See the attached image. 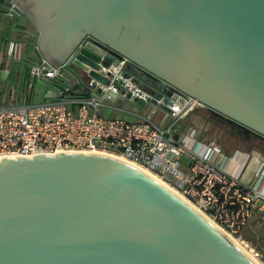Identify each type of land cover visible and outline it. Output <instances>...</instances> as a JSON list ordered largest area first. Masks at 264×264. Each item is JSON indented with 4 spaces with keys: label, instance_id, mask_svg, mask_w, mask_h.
<instances>
[{
    "label": "water",
    "instance_id": "obj_1",
    "mask_svg": "<svg viewBox=\"0 0 264 264\" xmlns=\"http://www.w3.org/2000/svg\"><path fill=\"white\" fill-rule=\"evenodd\" d=\"M31 19L41 30L36 58L61 72L108 83L101 64L124 60L151 103L186 93L235 133L264 141V0H0L2 33L31 43ZM33 62L23 74L30 94ZM0 264L254 262L135 166L60 152L0 159Z\"/></svg>",
    "mask_w": 264,
    "mask_h": 264
},
{
    "label": "built area",
    "instance_id": "obj_2",
    "mask_svg": "<svg viewBox=\"0 0 264 264\" xmlns=\"http://www.w3.org/2000/svg\"><path fill=\"white\" fill-rule=\"evenodd\" d=\"M87 38L74 53L80 51ZM124 66V60L117 66L101 64L97 72L109 79L108 83L83 70L77 77L80 93L75 94L61 66L37 57L30 65L29 86L36 77V83L49 86L54 93L34 103L33 92L22 89L25 80L20 87L10 88L12 102L19 88L22 92L18 103L0 101V159L60 152H113L151 172L229 234H240L253 214L264 210V191L242 182L216 162L221 145L215 138L205 139L202 131L193 128L189 134L179 133L175 127L177 121L205 104L186 93L174 92L170 104L165 103V96L158 98L156 106L168 107L171 122L166 126L149 116H141L140 121L106 116L108 109H121L113 101L149 105L154 98ZM3 73L10 74L11 69L0 66V76ZM188 137L195 140L194 145H188Z\"/></svg>",
    "mask_w": 264,
    "mask_h": 264
},
{
    "label": "crops",
    "instance_id": "obj_3",
    "mask_svg": "<svg viewBox=\"0 0 264 264\" xmlns=\"http://www.w3.org/2000/svg\"><path fill=\"white\" fill-rule=\"evenodd\" d=\"M31 21L35 28V37L32 39L31 44L33 47H35V44L40 37L41 30L32 19ZM23 22L25 23V21ZM24 42L26 41L24 40V36L22 34L13 33L9 30L4 31V33L0 31V66L2 68L11 69L10 74L3 73V75L0 76V91L9 92L12 86L17 88L20 87L26 65L25 61H34L36 59V53L34 57L24 53V48L22 46ZM2 77H4V79ZM65 77H67L70 84L73 85V88L75 89L74 93H80V87L77 85V77L68 72L65 73ZM12 81L16 83L12 84ZM9 84H11V86L7 90ZM53 90L54 89L50 88V90L45 93L44 99H46L47 96L53 94ZM20 92H22V89L19 88L17 91V97L19 101V95L21 94ZM111 103L121 108L120 110H106V116L112 118H123L129 121H140L141 116H149L152 120L158 122L162 126H166L171 122V118L168 115L166 109L158 105L156 106L155 103H150L149 105H139L134 101L122 99L113 101ZM191 114H189L184 119H187ZM191 128L201 131V129L195 128L191 125L185 127L182 130L176 127L179 133L184 134H189V130ZM202 137L205 139L211 138L205 135H202ZM187 142H190L191 145H194L195 140L193 138H189L187 139ZM216 162L219 163L228 173L238 177L242 182L255 185L264 191V152L258 147H253V145L251 146L248 144L244 147L224 149L221 145V151L216 157Z\"/></svg>",
    "mask_w": 264,
    "mask_h": 264
},
{
    "label": "rangeland",
    "instance_id": "obj_4",
    "mask_svg": "<svg viewBox=\"0 0 264 264\" xmlns=\"http://www.w3.org/2000/svg\"><path fill=\"white\" fill-rule=\"evenodd\" d=\"M24 48V53L27 55L35 56V49L31 43L24 42L22 44ZM16 82L12 81V84ZM11 84L8 85L7 90L10 88ZM50 90L49 86L37 82L34 86L33 95L31 101L34 103L41 102L44 100L45 93ZM2 98L0 99L3 104L18 103V97L16 96L12 102L8 91H0ZM206 113L201 109H196L187 119H182L176 122V127L180 130L191 125L195 128L201 129L205 136L215 138L224 149H230L234 147H244L248 145L245 142H240L234 138V136L226 130L223 126H218L214 124V121L204 120L206 118ZM204 121V122H203ZM189 146H192L191 143H188ZM252 146V144H249ZM253 147H256L253 145ZM264 152L263 148H259ZM107 153V152H106ZM110 154H115L113 152H108ZM238 238L246 249L257 258L260 264H264V210L255 212L251 219L248 221L246 226L243 228L240 234L235 236Z\"/></svg>",
    "mask_w": 264,
    "mask_h": 264
},
{
    "label": "bare ground",
    "instance_id": "obj_5",
    "mask_svg": "<svg viewBox=\"0 0 264 264\" xmlns=\"http://www.w3.org/2000/svg\"><path fill=\"white\" fill-rule=\"evenodd\" d=\"M105 154H109L111 156H114L120 160H123L133 166H135L136 168H138L140 171L144 172L147 176L153 178L154 180H156L157 182H159L160 184H162L163 186H165L166 188H168L169 190H171L172 192H174L175 194H177L182 200H184L189 206H191L194 210H196L198 213H200L204 218H206L211 224H213L220 232H222L230 241H232L237 247L238 249L247 257L249 258L252 262H254V264H260L257 260V258H255L247 249L246 247L242 244V242L236 238L235 236L229 234L228 232H226L225 230H223L222 228H220L218 225H216L213 221H211L205 214H203L201 211H199L198 209H196L194 206H192L183 196H181L180 194H178L177 192H175L172 188H170L169 186H167L166 184H164L160 179H158L155 175H153L151 172L147 171L144 168L139 167L138 165L124 159L121 156H118L116 154H110V153H105Z\"/></svg>",
    "mask_w": 264,
    "mask_h": 264
},
{
    "label": "flooded vegetation",
    "instance_id": "obj_6",
    "mask_svg": "<svg viewBox=\"0 0 264 264\" xmlns=\"http://www.w3.org/2000/svg\"><path fill=\"white\" fill-rule=\"evenodd\" d=\"M206 114H209L210 116H212V119L215 121L214 124H217L218 126H223L226 128V130H228L233 136L234 138L236 137V139L240 142H245L247 144H252L258 148H263L264 149V141L252 136L250 139H246L243 136L235 133V126L215 115H213L211 112H209L208 110H206V108H201Z\"/></svg>",
    "mask_w": 264,
    "mask_h": 264
},
{
    "label": "trees",
    "instance_id": "obj_7",
    "mask_svg": "<svg viewBox=\"0 0 264 264\" xmlns=\"http://www.w3.org/2000/svg\"><path fill=\"white\" fill-rule=\"evenodd\" d=\"M207 116H206V118H204V120H210V121H214L213 119H212V116H210L209 114H206ZM207 120H206V122H207ZM204 122V121H203ZM215 122V121H214Z\"/></svg>",
    "mask_w": 264,
    "mask_h": 264
}]
</instances>
